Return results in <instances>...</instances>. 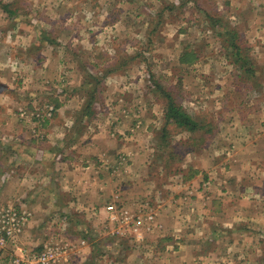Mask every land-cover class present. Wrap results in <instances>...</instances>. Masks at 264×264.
<instances>
[{
    "label": "rangeland",
    "instance_id": "1",
    "mask_svg": "<svg viewBox=\"0 0 264 264\" xmlns=\"http://www.w3.org/2000/svg\"><path fill=\"white\" fill-rule=\"evenodd\" d=\"M184 50L198 59L180 62ZM166 93L196 132L166 124ZM20 146L50 152L42 165L29 150V166L58 174L50 191L35 188L42 176L24 196L0 187V207L30 214L25 248L75 243L95 223L106 233L70 260L264 263V0H0V168L30 163ZM71 191L95 199L89 219L77 201L68 208ZM112 202L146 205L150 240L114 234L107 213L100 221Z\"/></svg>",
    "mask_w": 264,
    "mask_h": 264
},
{
    "label": "built area",
    "instance_id": "2",
    "mask_svg": "<svg viewBox=\"0 0 264 264\" xmlns=\"http://www.w3.org/2000/svg\"><path fill=\"white\" fill-rule=\"evenodd\" d=\"M49 107V111H53ZM143 212L133 213L112 202L104 207L107 219L116 224L114 234L125 238L127 233L136 242H143L158 227L156 217L145 205ZM30 214L23 208L7 204L0 207V258L6 257L7 264H68L70 255L84 240L74 243L67 239L60 242L49 240L40 249H28L19 238L30 221ZM9 251V252H8Z\"/></svg>",
    "mask_w": 264,
    "mask_h": 264
},
{
    "label": "crops",
    "instance_id": "3",
    "mask_svg": "<svg viewBox=\"0 0 264 264\" xmlns=\"http://www.w3.org/2000/svg\"><path fill=\"white\" fill-rule=\"evenodd\" d=\"M60 40V39H59ZM66 52V51H65ZM61 55H62V53H60ZM64 54V53H63ZM38 69V68H37ZM27 77V76H26ZM26 94H27V96H31V95H34V94H36L35 92H33V91H26ZM7 96V95H6ZM10 103V101L6 104V105H8ZM59 106H61V104H59ZM7 123V121L5 120V121H3V122H1V124L2 125H5ZM3 130H5V129H3ZM4 133L3 134H6L5 133V131H3ZM2 134V135H3ZM251 138V137H250ZM253 143L254 142H252V145H253ZM26 146V145H25ZM75 146H77V145H73V147H71V149H69L68 151V154H70V153H72V156L74 155V152H75V150H76V148L77 147H75ZM17 147H19V146H17ZM16 147V148H17ZM19 151H20V153H22V152H25V161L26 162H28V161H30V163H28V165L27 166H24V169H20L19 170V174L17 175L16 173H15V170L16 171H18L17 169H14V168H12V169H9V168H7L6 167V169H3V168H0V172L1 171H3L4 173H2V175H4V174H7L6 175V177L4 178V177H1L0 176V187L3 189V192H2V194H6V196H11V195H15V193L13 192V191H9V188L11 187V186H16L17 188H21V189H24V194H23V196L25 195V188H27V187H29V188H31V187H34V185L32 186V183H35V182H37V180L38 179H40L41 178V176H42V178H41V180L39 181V183L38 184H40V182L41 183H43V185H38V186H35V188H42L43 190H49L50 191V186H53V189H56L55 187L57 186L56 184H55V181H57V173L55 172L54 173V171L52 170V168L50 169V167H45L44 169H43V166L42 167H40V168H38V169H33V167H31V166H29V164H31L32 162H33V158H34V154H33V158L31 157V153L29 152V150H32V153L34 152V150H36V155H37V158L38 157H43V162L41 163L42 165H44L43 163H45L49 158H50V156H52L51 155V153L50 152H43V154L42 153H40L39 151H37V148L36 149H34V147H32V148H30V149H28V148H26L25 147V149H23L21 146H20V148L18 149ZM65 153H64V156H65V154H67V151H64ZM77 152V151H76ZM67 154V155H68ZM47 155V156H46ZM35 159V158H34ZM71 161H73L72 159H70V161H68L70 164H71ZM37 162H39V161H37ZM67 161L66 162H63L62 163V165H66L67 163H68ZM69 164V165H70ZM58 165H60L59 163H58ZM72 166H74V164L72 165ZM188 166H193V165H188ZM72 168V167H71ZM187 168H189V167H187ZM193 168H195V166H193ZM39 173V174H38ZM20 175V176H19ZM38 175L40 176V177H38ZM73 175H74V173H73ZM12 177V179H11V181L10 182H7L8 180H6V178L7 177ZM6 180V181H5ZM60 180V179H59ZM190 182H192L191 180H190ZM47 183H49V185L47 184ZM15 184V185H14ZM45 186V187H44ZM90 187V186H89ZM104 187H106V183L104 184L103 182H101V184H100V186H98V190L100 189V188H104ZM75 188H77V187H74V189ZM17 191H19V189L17 190ZM52 194L54 195V198L53 197H51V199H54L53 201H56L57 200V202L60 200L59 199V197H58V195H56V193L53 191L52 192ZM22 196V197H23ZM93 200H95V199H92V200H90V195H86V194H84V196L83 197H79V196H77L75 193H73L72 191L70 192V202L68 201V203H69V209L70 208H72L73 206L72 205H75V203L74 202H78V204L76 205L78 208H80L81 207V212H84L85 213V216L84 217H87V219H89V217H90V215H91V212H89V211H83V210H88L87 208H95L96 207V205L95 206H91V205H89V203H91V201H93ZM98 200V199H97ZM58 203H60V202H58ZM100 204H104V203H98V205H100ZM98 207V206H97ZM100 209V216H99V220L101 221V217H102V219H103V217L105 216L104 214H106V212L104 211V207H100L99 208ZM68 212V211H67ZM105 212V213H104ZM80 213V212H79ZM93 214H94V212H93ZM82 216V215H81ZM100 224H101V222H100ZM93 226L94 227H96V228H94V230L95 229H98L97 230V232H98V234L96 235L95 234V231L93 230V236H88V234H85V239L84 238H82V239H80V238H76L75 240H76V242L75 243H78L79 241H81V240H84V244L82 245V244H79L78 245V247H77V249L76 250H78V252L80 253V252H83V251H87V250H90V252L92 251V249H93V246H92V244H90L89 243V241L92 243V240H93V242H95V239L97 238V236L99 237V236H102L104 233H106V231L105 230H102L101 228H98V226L99 225H97V224H93ZM233 230H230L229 232H232ZM105 237H106V235H105ZM91 239V240H90ZM79 240V241H78ZM148 240H150V239H148ZM148 240H146V241H148ZM153 243V242H152ZM87 249V250H86ZM84 254H86V253H84ZM84 256V255H83ZM75 256L73 255V256H71V260L69 261V263L68 264H82V260L83 259H81V261H77V259L76 258H74ZM88 258H91V256L90 257H88ZM7 261V260H6ZM4 261L3 260H1V258H0V264H2ZM143 262H145V260H142V263ZM149 263L150 264H152V262L151 261H149ZM121 264H130V263H128L127 261H125L124 263H121ZM133 264V263H132ZM137 264H141L140 262H137ZM252 264V263H251ZM254 264H256V263H254ZM262 264H264L263 262H262Z\"/></svg>",
    "mask_w": 264,
    "mask_h": 264
},
{
    "label": "trees",
    "instance_id": "4",
    "mask_svg": "<svg viewBox=\"0 0 264 264\" xmlns=\"http://www.w3.org/2000/svg\"><path fill=\"white\" fill-rule=\"evenodd\" d=\"M233 48H234V52H236V55L240 56V53L242 51L241 46L235 43V45H233ZM198 57L199 55H197L196 53L187 52L186 50H184L183 52H181L180 62L187 63L191 60L195 61L196 59H198ZM242 60H243L242 67L247 66L249 64L247 56L243 57ZM166 95L169 100L167 111L165 114L167 119L166 124L175 125L177 129H181L182 131L188 132L190 134L196 132L200 128V123L196 119H194L191 115H189L181 106L177 105L175 103V100L171 97L170 94L166 93ZM90 102H92V100H89L88 106L91 104ZM89 114L90 113H88V115Z\"/></svg>",
    "mask_w": 264,
    "mask_h": 264
}]
</instances>
